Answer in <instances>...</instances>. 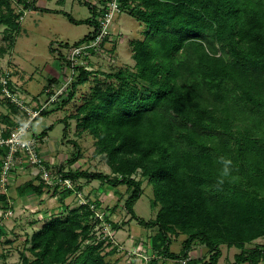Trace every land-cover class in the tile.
<instances>
[{"label": "trees", "instance_id": "16d2710c", "mask_svg": "<svg viewBox=\"0 0 264 264\" xmlns=\"http://www.w3.org/2000/svg\"><path fill=\"white\" fill-rule=\"evenodd\" d=\"M120 2L123 13L145 29L129 44L134 70L103 73L102 86L92 88L76 115L80 132L95 138V155H103L116 176L69 170L62 178L128 185L125 207L141 224L133 209L140 181L131 178L140 170L160 204L155 220L145 224L157 228L150 246L160 257L184 259L198 243L211 253L200 264H217L221 245L240 250L229 264H258L259 249L246 251L245 244L264 237V0ZM22 3L26 10L28 3ZM63 15L75 25H94L90 18ZM21 17L10 0H0V53L12 47ZM77 71L63 106L92 73ZM220 157L232 161V174L217 190ZM41 188L40 183L32 190L40 195ZM72 193L65 189L60 199ZM0 200L6 201L1 195ZM92 214L79 206L64 218H51L30 236L34 259L23 254L21 264H109L99 253L107 237L83 244ZM167 234L185 235L182 256L170 252Z\"/></svg>", "mask_w": 264, "mask_h": 264}, {"label": "rangeland", "instance_id": "374dc122", "mask_svg": "<svg viewBox=\"0 0 264 264\" xmlns=\"http://www.w3.org/2000/svg\"><path fill=\"white\" fill-rule=\"evenodd\" d=\"M35 1L39 8L60 9L64 5L63 11L70 13L75 19L83 20L92 16L87 5L84 4V0H66L65 4H63V0L58 3H56L58 0H33L32 4ZM132 4L134 5L135 2ZM132 4L129 3V6ZM20 24L21 30L15 44L16 51L23 57H27L28 54L35 57L31 64L23 67V71L27 76H32V80L36 82L34 84L41 89L48 74L47 67L54 68L53 56L48 50L49 41L57 39L63 44L71 45L83 37L88 26L85 25L86 23L83 25L69 23L63 13L52 14L33 9L22 12ZM1 28L0 25V30ZM144 30L143 26L128 14L116 15L110 30L111 37L106 43H103L96 54L87 60V70L92 72L87 81L75 87L74 97L66 106L61 103L55 106L60 107L57 110H60L59 113H56L60 114V117L57 121H53L54 126L49 133V141H54L57 144V149L51 150V157L54 158L53 163L45 161L54 185L50 188L43 183L44 195L49 196H43V203L37 204L36 207L24 204V200L21 201V207L16 203L0 202V231L2 232L0 236V264H21L23 254L26 255L29 262L32 261L34 255L29 251L31 234L38 231L51 218H64L71 210L79 208V206L86 207L93 212L86 221L89 232L83 244L97 243L105 237L108 238L107 241H103L99 252L105 262L109 264H164L163 257H160L157 251L150 246V239L156 234L157 228L151 224L145 225L155 220L160 204L154 202L153 185L147 178L142 177L140 170L131 178L140 181L141 195L133 209L136 216L143 220L144 223L141 224L131 217L125 207V200L132 193L131 187L126 184L113 185L95 179L71 180L65 178L71 182L73 193L64 200L60 199V195L68 187L62 182L56 184V181L62 178L61 174L67 173L69 170L102 173L109 179L116 176L107 166L104 156L95 155V138L86 131L80 132L81 128L77 127L76 115L79 106L88 97L92 88L102 86L103 73L107 74L118 68L133 69L134 61L131 58L129 44L134 40L141 39ZM61 53L59 52V54ZM45 55L48 56V60L45 59ZM14 56L16 57V54ZM62 61L64 76L61 81L51 83L56 87L67 81L68 78L73 79L78 75L77 69H73L72 72L64 57H62ZM7 68H0V71ZM29 93L35 95L33 92ZM51 117L53 118V116ZM51 117L46 116L36 120L32 124L31 131L37 133L42 122L44 126L51 121ZM55 117L58 118L57 115H54ZM65 126L67 127L66 134L63 135L62 128ZM79 133L81 134L79 135ZM76 156H78L77 160L73 161ZM39 183L41 182L39 181ZM32 203L36 205V202ZM180 235L167 234L171 240L169 250L173 254L180 255L182 253L181 243L185 235ZM192 246V250L187 252L186 258L174 259L175 263L165 261V264H200L201 261L209 260L211 253L206 247L198 243ZM256 248L259 249L262 256L258 264H264V237L245 244L246 251H254ZM220 250H222V256H220L222 258L218 261L219 264L232 263L234 255L240 252L236 247L226 245H221ZM193 258L198 259L193 260ZM184 260H190V263L188 261L184 263Z\"/></svg>", "mask_w": 264, "mask_h": 264}, {"label": "built area", "instance_id": "2783aa9c", "mask_svg": "<svg viewBox=\"0 0 264 264\" xmlns=\"http://www.w3.org/2000/svg\"><path fill=\"white\" fill-rule=\"evenodd\" d=\"M88 3L92 11L90 19L94 23L93 27L91 26L90 36L78 44H68L66 47L62 44L58 47L72 72L78 67L87 70V60L96 54L103 43H106L111 37L113 18L123 13L120 0H94L93 2L88 1ZM10 76L11 71L8 68L0 71V95L2 99L16 105L24 114V118L14 126H0V149L4 151L1 157L0 181L5 185L16 167L25 162L35 169L34 174L39 178V181L51 188L54 183L50 170L47 169L45 161L38 151L43 137L31 134V126L43 111L66 99L75 78H68L57 87L51 84L46 91V99L43 101L38 98V105L33 109L23 97L19 87L12 84ZM57 182H62L67 185L68 189H72L71 182L65 178H59L56 184H58ZM187 261L183 262L187 263Z\"/></svg>", "mask_w": 264, "mask_h": 264}, {"label": "crops", "instance_id": "0c3cea01", "mask_svg": "<svg viewBox=\"0 0 264 264\" xmlns=\"http://www.w3.org/2000/svg\"><path fill=\"white\" fill-rule=\"evenodd\" d=\"M22 1H25L26 3H28V8L26 10H30V9H33L34 11L49 10V12L47 11L45 13H52V14L67 13L71 16L70 13L63 11L62 8L64 7V5H62V7L60 9L39 8L36 5V1L32 4L33 0H16V1L10 0L11 8H12L14 13L17 14V13H22L23 11H25L23 8ZM88 1H90V0H84V4L87 5L88 11H89ZM58 2H61V0H58L56 3H58ZM16 3H17V7L19 9L17 7L15 8ZM65 3H66V0H63V4H65ZM20 5H22V6H20ZM42 12H44V11H42ZM72 18L76 21H85V20L89 19V17L85 18L83 20L82 19H75L74 17H72ZM21 19H22V17H21ZM69 23H71V22H69ZM79 25H83V24H79ZM85 25H87V24H85ZM19 26H20L19 32L14 39V43H13L12 47L9 50H7V51L5 50V52L0 53V68H3V67L9 68V70L11 71L10 77H11L12 84L19 87L20 92L22 93L23 97L27 100L30 107L34 109L38 105L37 104L39 101L38 98H40V100H43V101L46 99L45 98L47 95L46 91L48 89L49 84H51L52 82L57 83V82H59V80L61 81V79L64 76V71L62 70L63 61H62L60 54H59V52H61V51L58 49V47L61 46L63 43L61 41H58L57 39L56 40L51 39L49 41L48 50L51 52V54L53 56L52 58H53L54 68L47 67L48 74L46 75V78L44 81L45 83H44L43 87L40 89V87H38L34 84L36 82L32 80V76H27L26 73L23 71V67L27 64H31V62L34 61L35 57H33L32 55H29V54L27 55V57H23L21 54H19L16 51V45L15 44H16L17 38L20 34V30H21L20 19H19ZM87 26H88V28L86 30V33L83 35V37H85L91 31V27L89 25H87ZM1 27L2 28L0 30V47L4 48V44H3L4 39H3V34H2V32L4 30V26L1 25ZM81 39H78L77 41H79ZM77 41H74V42H77ZM14 54H16V57L14 56ZM58 54H59V56H58ZM55 56H56V58H55ZM44 57L46 60H48V56L45 55ZM29 92H33L35 95H32ZM55 106H57V105L54 104L48 110H46L45 111V112H47L46 115L39 117V118H43L46 116H50V117L53 116V118L51 117V121L44 124V126H43V122H42L41 128L37 133H34L31 131V134L43 137V140L41 141V145L38 148L39 155L44 159V161L48 160L49 162H51L50 164L53 163V159H54L51 157V150H53L54 148L57 149V147H56L57 144H55L54 141H49V133L53 129V126H54L53 121H57V119H59V117H60L59 116L60 114L59 115L56 114V113H59L60 110L59 111H57V110L60 107L57 108ZM54 115H57L58 118H56V117L54 118ZM23 118H24V114L18 109V107L16 105L11 104L8 101L2 99V97L0 95V126H14L15 124L20 123ZM39 118H36L33 121V123L36 120H38ZM31 129H32V126H31ZM44 130H46L45 136L41 135V134H43ZM62 134H63V130H62ZM3 152L4 151L0 149V174H1V157L3 155ZM34 172H35V169H33L32 167L27 165L25 162H22L21 164H19L16 167V169L10 174L8 181L5 185L2 184L0 181V195L4 196L5 200L8 203H10V204L16 203L20 207L22 206L21 205L22 200L25 201L24 204L33 205L35 207L37 206V204H42L43 203V196H49V195H46V194L44 195L42 183H41L42 188H41V194L40 195L36 194L32 190V187H37L38 185H40L39 178L37 176H35ZM46 192H47V190H46ZM0 202H1V200H0ZM32 202H36V205H34ZM179 236H181V235H179ZM184 239H185V237H184ZM181 246H182V243H181ZM191 250H192V248H191ZM175 255L182 256V253L180 255H178V254H175ZM220 258H222V257H220ZM220 258H219V260H220ZM163 259H164V264H165V261L174 262V259H167V258H163ZM197 259L198 258H193V260H197ZM217 264H219V263H217ZM243 264H248V263H243Z\"/></svg>", "mask_w": 264, "mask_h": 264}, {"label": "clouds", "instance_id": "9594fccd", "mask_svg": "<svg viewBox=\"0 0 264 264\" xmlns=\"http://www.w3.org/2000/svg\"><path fill=\"white\" fill-rule=\"evenodd\" d=\"M219 163L222 165V167L214 187L217 190H222L223 185L232 174V161L230 159L220 157Z\"/></svg>", "mask_w": 264, "mask_h": 264}]
</instances>
